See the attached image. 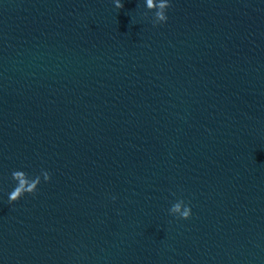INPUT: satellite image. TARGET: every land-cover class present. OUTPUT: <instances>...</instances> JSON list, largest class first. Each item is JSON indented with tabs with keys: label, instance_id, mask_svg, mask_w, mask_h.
Here are the masks:
<instances>
[{
	"label": "water",
	"instance_id": "water-1",
	"mask_svg": "<svg viewBox=\"0 0 264 264\" xmlns=\"http://www.w3.org/2000/svg\"><path fill=\"white\" fill-rule=\"evenodd\" d=\"M121 3L0 0V264H264V0Z\"/></svg>",
	"mask_w": 264,
	"mask_h": 264
},
{
	"label": "clouds",
	"instance_id": "clouds-1",
	"mask_svg": "<svg viewBox=\"0 0 264 264\" xmlns=\"http://www.w3.org/2000/svg\"><path fill=\"white\" fill-rule=\"evenodd\" d=\"M149 5L152 4V0H148ZM115 6L117 8H123V4L121 3V0H115ZM169 5V0L168 3L166 4V7L168 8ZM160 20L162 22L167 20V15H164L162 13H158ZM12 178L16 181H19L16 185V187L14 188V190L11 191L10 195H9V202L12 201H16L19 198H21L25 193H34L37 189V182H32L29 183L28 179H27V174L23 171H13L12 173ZM50 179V175L47 172L46 173V180ZM181 205L184 206V210L181 212L180 208ZM171 213H176L179 212V216L181 218H185L187 219L190 215H191V208L187 205L184 204L183 200H180L178 202H176L175 204H173V206L171 207V209L169 210Z\"/></svg>",
	"mask_w": 264,
	"mask_h": 264
}]
</instances>
